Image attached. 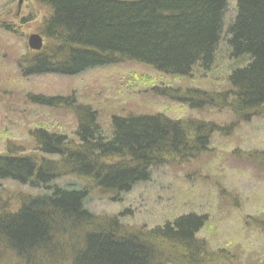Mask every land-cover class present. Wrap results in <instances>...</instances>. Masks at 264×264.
Returning a JSON list of instances; mask_svg holds the SVG:
<instances>
[{
  "label": "trees",
  "instance_id": "obj_1",
  "mask_svg": "<svg viewBox=\"0 0 264 264\" xmlns=\"http://www.w3.org/2000/svg\"><path fill=\"white\" fill-rule=\"evenodd\" d=\"M34 1L51 12L39 30L49 48L44 45L18 59L23 78H73L122 61L181 78L196 69L209 70L230 0ZM235 4L237 16L227 26L225 40L230 56L247 64L229 76L236 97L230 111L246 117L264 106V0ZM198 90L184 91L180 100L194 109L219 107L214 94ZM30 98L41 107L73 111L77 129L74 138L47 129L31 132L40 157L0 155V181L45 190L28 192L17 207L0 210V251L20 264H206L216 256L197 238L208 222L205 216L189 213L162 227L135 231L122 215L95 216L86 205L92 187L82 184L91 182L118 202L134 189L132 184L149 179L155 164L161 167L191 154L192 145L197 153L204 150L216 125L160 115H114L105 131L97 111L78 103L74 93ZM63 161L69 163L63 166ZM63 167L73 168L80 183L57 185ZM50 186L53 191L46 192ZM224 256L220 251L218 260Z\"/></svg>",
  "mask_w": 264,
  "mask_h": 264
},
{
  "label": "rangeland",
  "instance_id": "obj_2",
  "mask_svg": "<svg viewBox=\"0 0 264 264\" xmlns=\"http://www.w3.org/2000/svg\"><path fill=\"white\" fill-rule=\"evenodd\" d=\"M20 1L0 0V155L40 157L30 135L36 129L75 137L73 111L37 107L27 96L66 97L74 93L78 103L97 111L105 131H109L114 115L162 113L183 121L214 123L218 129L237 121L223 105L189 110L180 100L188 89L212 93L218 100L230 98L229 76L247 64L246 59L230 56L225 40L235 0L229 1L224 14L214 65L205 73L196 70L187 78L172 77L128 63L89 70L73 78L29 79L21 76L17 62L27 57L28 51L33 52L28 39L35 34L42 36L39 30L51 12L30 0H22L19 6ZM44 45L49 48L46 39ZM234 127L237 128L223 130L227 135L208 134L204 151L189 155L187 162H167L154 171L149 184L137 185L118 202L93 189L91 182L83 181L92 187L88 209L95 216L122 215L124 223L139 232L162 227L189 213L203 215L208 222L199 236L217 259L209 258L206 264H264V111L251 123ZM55 183L67 186L80 182L61 177ZM28 192L43 193L0 181V210L17 207ZM218 251L230 260L220 262ZM0 264L20 263L0 251Z\"/></svg>",
  "mask_w": 264,
  "mask_h": 264
},
{
  "label": "bare ground",
  "instance_id": "obj_3",
  "mask_svg": "<svg viewBox=\"0 0 264 264\" xmlns=\"http://www.w3.org/2000/svg\"><path fill=\"white\" fill-rule=\"evenodd\" d=\"M32 2H35V3H37L36 1H34V0H31ZM22 4V0L20 1V3H19V6ZM236 16H237V13H234V15H233V18H236ZM216 52H217V50H216ZM215 62V61H214ZM128 63H130L129 61H122V62H120V63H118V64H115V65H112V66H116V65H124V64H128ZM139 65V64H138ZM213 65H214V63H213ZM213 65H212V67H213ZM142 66V65H141ZM211 67V68H212ZM210 68V69H211ZM209 69V70H210ZM197 70V69H196ZM196 70H194V71H196ZM199 71V70H198ZM208 71V69L205 71H200L201 73H205V72H207ZM47 77V76H46ZM29 79V78H28ZM230 83V82H229ZM230 87H231V85H230ZM232 88V87H231ZM206 92V91H205ZM225 95H227V93L225 94ZM37 96V95H36ZM230 96V98H226V97H224V98H222L221 100H218L217 101V103L218 104H220V105H223L224 107H226L227 109H229L230 110V106H232L233 104H234V102H235V99H236V97H235V93L234 92H232V94L231 95H229ZM30 97H32V96H27L26 97V99L28 98L29 99V101L31 102V98ZM32 104H34L33 102H32ZM37 107H40V105H37V104H35ZM184 106L185 107H187V109H189V110H198V111H201L203 108H201V109H194V107L192 106V105H190V104H184ZM264 111V106H262V107H259V109H253L252 110V112L248 115V116H241V115H237V114H235V117L237 118V121H235V123L234 124H232V125H230V126H228V127H226V128H224V129H215V130H212V129H210L209 130V133L208 134H210V135H213L215 132H217L218 134H225V135H227L226 133H224L223 132V130H226V129H233V130H235L237 127H234V126H242V125H244V124H249V123H251L252 121H254L260 114H262V112ZM139 115H160V116H164L165 118H167L168 120H175V121H183L182 119H174V118H171V117H169V116H167V115H165V114H162V113H152V114H139ZM170 118V119H169ZM171 120V121H172ZM214 124V123H213ZM214 125H216V124H214ZM217 126V125H216ZM215 131V132H214ZM210 135H207L206 137H208V136H210ZM207 146V145H206ZM205 149H206V147H205ZM204 149V150H205ZM199 150V148H197L196 146H193L192 145V149L191 150H189L190 152H192L191 154H179L181 157H178V161H183V162H187L188 160H189V155H195L196 153H197V151ZM204 150H200L201 152L202 151H204ZM168 158V157H167ZM166 157H165V159H167ZM169 159H170V157H169ZM170 160H173V159H170ZM63 163V166H64V163H69L68 161H63L62 162ZM158 165L157 164H155L154 165V167H155V170H158L159 171V169H160V167H157ZM70 168V167H69ZM74 169L73 168H70V169H66V168H64L63 167V170H62V173H63V178H75V175L71 172V171H73ZM155 170H153V172L155 171ZM156 172H154V173H151L150 175H149V179H143L142 180V182L141 183H139V184H149V182L152 180V178H153V174H155ZM139 184H137V185H139ZM137 185H135V184H132V187H136ZM21 186V185H20ZM25 187H27V186H25ZM52 186H50V187H48V188H46V192H51V191H53V189L54 188H51ZM41 191H45L44 189H41ZM206 226V225H205ZM205 226L201 229V231L197 234V238H199L200 239V233L203 231V229L205 228ZM225 257V260L226 261H228V260H230V257L229 256H224ZM176 263L175 264H186V263H184V262H182V263H179V261H175Z\"/></svg>",
  "mask_w": 264,
  "mask_h": 264
},
{
  "label": "water",
  "instance_id": "obj_4",
  "mask_svg": "<svg viewBox=\"0 0 264 264\" xmlns=\"http://www.w3.org/2000/svg\"><path fill=\"white\" fill-rule=\"evenodd\" d=\"M43 38L40 35H31L28 39L29 49L35 52H39L43 48Z\"/></svg>",
  "mask_w": 264,
  "mask_h": 264
}]
</instances>
